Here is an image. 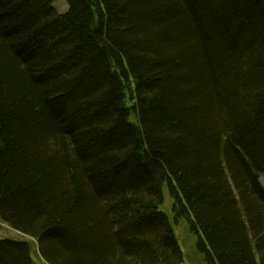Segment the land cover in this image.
Instances as JSON below:
<instances>
[{
  "label": "trees",
  "instance_id": "16d2710c",
  "mask_svg": "<svg viewBox=\"0 0 264 264\" xmlns=\"http://www.w3.org/2000/svg\"><path fill=\"white\" fill-rule=\"evenodd\" d=\"M64 1L0 0V264H264V0Z\"/></svg>",
  "mask_w": 264,
  "mask_h": 264
},
{
  "label": "rangeland",
  "instance_id": "374dc122",
  "mask_svg": "<svg viewBox=\"0 0 264 264\" xmlns=\"http://www.w3.org/2000/svg\"><path fill=\"white\" fill-rule=\"evenodd\" d=\"M54 6L56 7L57 11L60 13L65 12L68 8V4L64 0H55ZM260 180L264 185V176H261ZM171 205H172V200L169 197V194H166L164 199V210L170 215H172ZM175 229L179 237V241L181 243L182 249L185 253L184 264H204L203 257L197 252L194 246L195 238L192 234L189 233L186 224L182 221L175 226ZM19 237L22 238L24 237V235L0 220V239L19 238ZM32 243H33L32 245H34V247L36 248V254H37L36 255L33 251L34 260L36 262H40V261L42 262L39 253L37 252L36 242L33 240Z\"/></svg>",
  "mask_w": 264,
  "mask_h": 264
}]
</instances>
